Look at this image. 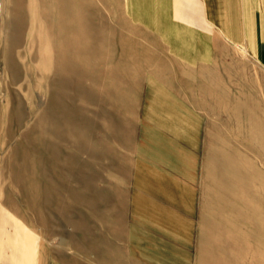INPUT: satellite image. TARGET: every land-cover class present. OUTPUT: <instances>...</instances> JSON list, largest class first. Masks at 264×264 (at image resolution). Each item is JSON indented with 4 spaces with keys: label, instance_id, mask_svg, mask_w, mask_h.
Listing matches in <instances>:
<instances>
[{
    "label": "rangeland",
    "instance_id": "rangeland-1",
    "mask_svg": "<svg viewBox=\"0 0 264 264\" xmlns=\"http://www.w3.org/2000/svg\"><path fill=\"white\" fill-rule=\"evenodd\" d=\"M170 12L0 0V264H264V22Z\"/></svg>",
    "mask_w": 264,
    "mask_h": 264
},
{
    "label": "crops",
    "instance_id": "crops-1",
    "mask_svg": "<svg viewBox=\"0 0 264 264\" xmlns=\"http://www.w3.org/2000/svg\"><path fill=\"white\" fill-rule=\"evenodd\" d=\"M167 1L173 19L196 26L200 32L206 29L215 31L233 44L246 43L249 35L263 27L264 0ZM255 4H261L260 13L253 8Z\"/></svg>",
    "mask_w": 264,
    "mask_h": 264
},
{
    "label": "bare ground",
    "instance_id": "bare-ground-1",
    "mask_svg": "<svg viewBox=\"0 0 264 264\" xmlns=\"http://www.w3.org/2000/svg\"><path fill=\"white\" fill-rule=\"evenodd\" d=\"M60 9H61V8H60ZM58 17H59V16H58ZM71 20H72V19H71ZM53 22H54V21H53ZM60 22H61V21H60ZM67 24H68V23H67ZM56 25H57V24H56ZM58 26L60 27V25H58ZM69 26H71V25H69ZM63 27H64V26H63ZM60 28H61V27H60ZM60 28H59V29H60ZM62 30H63V29H62ZM65 30H66V29H65ZM68 30H69V29H68ZM63 31H64V30H63ZM59 32H60V30H59ZM66 37H69V36L66 35ZM64 39H65V38H64ZM13 43H14V42H13ZM7 45H8V44H7ZM8 49H9V48H8ZM9 50H10V49H9Z\"/></svg>",
    "mask_w": 264,
    "mask_h": 264
}]
</instances>
